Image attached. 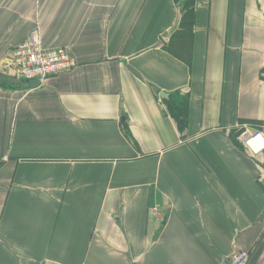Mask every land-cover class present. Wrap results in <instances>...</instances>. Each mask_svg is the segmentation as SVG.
I'll return each mask as SVG.
<instances>
[{
	"label": "crops",
	"instance_id": "crops-1",
	"mask_svg": "<svg viewBox=\"0 0 264 264\" xmlns=\"http://www.w3.org/2000/svg\"><path fill=\"white\" fill-rule=\"evenodd\" d=\"M184 2L0 0V264H264V0H195L191 65ZM36 28L76 65L35 87Z\"/></svg>",
	"mask_w": 264,
	"mask_h": 264
},
{
	"label": "built area",
	"instance_id": "built-area-1",
	"mask_svg": "<svg viewBox=\"0 0 264 264\" xmlns=\"http://www.w3.org/2000/svg\"><path fill=\"white\" fill-rule=\"evenodd\" d=\"M11 62H13V71L16 75L27 80H38L40 83L51 76L68 71L76 65V59L68 48L44 47L41 31L37 28L32 30L29 38L16 48ZM238 137L254 151L264 149V130L258 131L245 125ZM257 138L263 140L259 148L253 147L252 144ZM151 215L158 217L161 212L154 208ZM249 259V251L240 248L223 264H249Z\"/></svg>",
	"mask_w": 264,
	"mask_h": 264
},
{
	"label": "trees",
	"instance_id": "trees-1",
	"mask_svg": "<svg viewBox=\"0 0 264 264\" xmlns=\"http://www.w3.org/2000/svg\"><path fill=\"white\" fill-rule=\"evenodd\" d=\"M195 0H185L183 3V17L180 22V30L176 33L174 40L179 39L181 42L191 40L193 36V29L195 24ZM183 39V40H182ZM183 41V46L178 49L168 48L171 53L175 56L185 59L189 65H191L190 53L186 52L185 42ZM185 56H184V55ZM160 102L165 103L168 108L169 114L174 118L178 124V128L182 133L186 131L188 120H187V110H188V97L184 96L182 93H172L168 98H160ZM127 134L129 132L127 131ZM238 135V134H237ZM237 140V139H236ZM237 143L240 146L239 141Z\"/></svg>",
	"mask_w": 264,
	"mask_h": 264
},
{
	"label": "bare ground",
	"instance_id": "bare-ground-1",
	"mask_svg": "<svg viewBox=\"0 0 264 264\" xmlns=\"http://www.w3.org/2000/svg\"><path fill=\"white\" fill-rule=\"evenodd\" d=\"M263 140H262V138H257V140H255L254 142H252V144H253V147H258V145L259 144H262L263 142H262Z\"/></svg>",
	"mask_w": 264,
	"mask_h": 264
},
{
	"label": "water",
	"instance_id": "water-1",
	"mask_svg": "<svg viewBox=\"0 0 264 264\" xmlns=\"http://www.w3.org/2000/svg\"><path fill=\"white\" fill-rule=\"evenodd\" d=\"M38 84H39L38 80H34L32 85L36 87V86H38ZM162 96H163V98H168L169 97L168 94H164V93L162 94Z\"/></svg>",
	"mask_w": 264,
	"mask_h": 264
},
{
	"label": "rangeland",
	"instance_id": "rangeland-1",
	"mask_svg": "<svg viewBox=\"0 0 264 264\" xmlns=\"http://www.w3.org/2000/svg\"><path fill=\"white\" fill-rule=\"evenodd\" d=\"M41 35H42V43H43V46H44V41H43V32H41ZM45 47V46H44ZM152 216V215H151ZM153 217V216H152ZM154 218H161V215L160 216H158V217H154Z\"/></svg>",
	"mask_w": 264,
	"mask_h": 264
}]
</instances>
